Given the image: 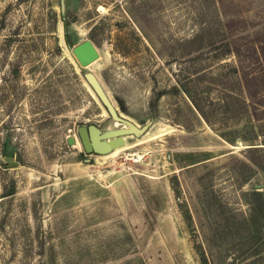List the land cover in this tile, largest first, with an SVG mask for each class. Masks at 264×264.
I'll return each mask as SVG.
<instances>
[{
	"label": "rangeland",
	"instance_id": "obj_1",
	"mask_svg": "<svg viewBox=\"0 0 264 264\" xmlns=\"http://www.w3.org/2000/svg\"><path fill=\"white\" fill-rule=\"evenodd\" d=\"M65 2L0 0V264H264V0Z\"/></svg>",
	"mask_w": 264,
	"mask_h": 264
},
{
	"label": "water",
	"instance_id": "obj_2",
	"mask_svg": "<svg viewBox=\"0 0 264 264\" xmlns=\"http://www.w3.org/2000/svg\"><path fill=\"white\" fill-rule=\"evenodd\" d=\"M61 10L65 15L66 10V2L65 0H61ZM73 53L77 57L78 61L82 66H89L92 62H94L99 57V52L93 42L89 39L81 42L77 46L73 48ZM92 82L94 83L95 88L99 92L100 96L104 100V102L109 107L113 116L120 119L114 109L112 108L109 100L105 96L104 92L101 90L100 86L96 83L94 76L89 75ZM129 128H119L116 130H108L102 132L100 128L95 125H90L89 127L82 126L79 128L80 137L82 140V144L85 150L89 153L96 152L98 154H105L110 152L114 147L120 146L125 142V136L140 132L138 126L133 123H128ZM111 139L109 144H105L104 141ZM70 142H74V138L70 139ZM5 161L8 163L9 167L18 166L19 163L15 160L13 156H6Z\"/></svg>",
	"mask_w": 264,
	"mask_h": 264
},
{
	"label": "bare ground",
	"instance_id": "obj_3",
	"mask_svg": "<svg viewBox=\"0 0 264 264\" xmlns=\"http://www.w3.org/2000/svg\"><path fill=\"white\" fill-rule=\"evenodd\" d=\"M116 125H117V124H116ZM119 128H129V126H127V125H122V126H120ZM119 128H118V129H119ZM112 130H116V129H112ZM126 136H128V135H126ZM126 136H125V142H124L122 145L117 146V147H114V148L111 150V151H112V153H110L111 155L116 154L119 150H121V149H123V148H127L128 145H130V143L128 142ZM110 140H111V139L105 140L104 143H105V144H109ZM111 151H110V152H111ZM108 153H109V152H108ZM105 154H107V153H105ZM107 155H108V154H107ZM132 155H133V154H132ZM135 155H136V154H135ZM134 158L137 159V160H139V159H140V156L137 155V156L134 157Z\"/></svg>",
	"mask_w": 264,
	"mask_h": 264
},
{
	"label": "trees",
	"instance_id": "obj_4",
	"mask_svg": "<svg viewBox=\"0 0 264 264\" xmlns=\"http://www.w3.org/2000/svg\"><path fill=\"white\" fill-rule=\"evenodd\" d=\"M255 149H257L258 147H254Z\"/></svg>",
	"mask_w": 264,
	"mask_h": 264
}]
</instances>
